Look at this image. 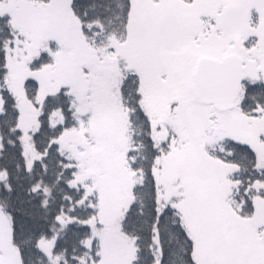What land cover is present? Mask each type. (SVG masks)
Listing matches in <instances>:
<instances>
[{
    "label": "snow or ice",
    "instance_id": "obj_1",
    "mask_svg": "<svg viewBox=\"0 0 264 264\" xmlns=\"http://www.w3.org/2000/svg\"><path fill=\"white\" fill-rule=\"evenodd\" d=\"M0 264H264V0H0Z\"/></svg>",
    "mask_w": 264,
    "mask_h": 264
}]
</instances>
